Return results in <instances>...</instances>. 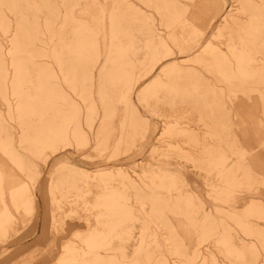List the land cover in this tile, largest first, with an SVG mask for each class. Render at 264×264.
<instances>
[{
  "label": "rangeland",
  "instance_id": "1",
  "mask_svg": "<svg viewBox=\"0 0 264 264\" xmlns=\"http://www.w3.org/2000/svg\"><path fill=\"white\" fill-rule=\"evenodd\" d=\"M0 264H264V0H0Z\"/></svg>",
  "mask_w": 264,
  "mask_h": 264
}]
</instances>
